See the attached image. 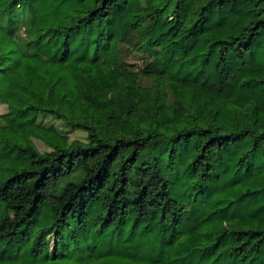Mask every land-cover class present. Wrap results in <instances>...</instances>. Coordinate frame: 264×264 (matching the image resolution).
Wrapping results in <instances>:
<instances>
[{
    "label": "trees",
    "instance_id": "trees-1",
    "mask_svg": "<svg viewBox=\"0 0 264 264\" xmlns=\"http://www.w3.org/2000/svg\"><path fill=\"white\" fill-rule=\"evenodd\" d=\"M0 103V264H264V0H0Z\"/></svg>",
    "mask_w": 264,
    "mask_h": 264
},
{
    "label": "rangeland",
    "instance_id": "rangeland-1",
    "mask_svg": "<svg viewBox=\"0 0 264 264\" xmlns=\"http://www.w3.org/2000/svg\"><path fill=\"white\" fill-rule=\"evenodd\" d=\"M127 60L134 62L136 61L135 58H133L132 56L127 57ZM141 80L143 83H149L150 82V78L146 77V76H142ZM99 81H101V79H99L98 81H96V85L95 87H93V89H91L89 87L88 82L85 81V79H80L79 80V87H80V91L82 93L83 96H85V98H87L88 100L92 101L97 107H103L105 106V104L101 101V98H103L105 96V92L103 91V93H101V91L99 90ZM90 88L88 90V88ZM96 97L98 99H100V101L96 100ZM8 107L7 104L4 103H0V113H5L7 112ZM40 121L46 125V126H54L56 127L58 130H60L63 133H66L69 137V142L75 140V139H81V140H86L87 139V132L82 130V129H70V127H68L61 119L52 117V116H41ZM33 141L35 143V145L38 147V149H40L41 151H49L51 150V146L46 143L43 139L41 138H33ZM51 250L54 251L55 250V243H54V239L52 240V245H51Z\"/></svg>",
    "mask_w": 264,
    "mask_h": 264
}]
</instances>
